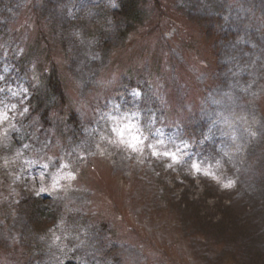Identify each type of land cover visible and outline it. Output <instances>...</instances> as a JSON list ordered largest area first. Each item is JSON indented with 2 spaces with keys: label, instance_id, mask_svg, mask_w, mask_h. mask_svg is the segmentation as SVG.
I'll list each match as a JSON object with an SVG mask.
<instances>
[{
  "label": "rangeland",
  "instance_id": "obj_1",
  "mask_svg": "<svg viewBox=\"0 0 264 264\" xmlns=\"http://www.w3.org/2000/svg\"><path fill=\"white\" fill-rule=\"evenodd\" d=\"M157 1L117 40L116 0H0V242L35 243L17 199L64 211L30 264H87L94 207L122 264H264V0ZM51 69L66 106L43 123Z\"/></svg>",
  "mask_w": 264,
  "mask_h": 264
},
{
  "label": "trees",
  "instance_id": "obj_2",
  "mask_svg": "<svg viewBox=\"0 0 264 264\" xmlns=\"http://www.w3.org/2000/svg\"><path fill=\"white\" fill-rule=\"evenodd\" d=\"M151 1L153 4L158 2L157 0ZM148 2H150V0H116V7L109 13L114 39H124L144 22L146 18V4ZM170 23L174 24L172 21H170ZM101 35V40L108 42V37L103 36V34ZM42 80L43 84L40 86L35 77H32V93L27 101V106L29 107L31 115L35 114L43 123H48V121L51 120V110L58 105L60 107L66 106V101L64 99V90L61 86V80L54 69L47 71V73L43 75ZM146 88L147 90L145 91L144 98L147 97V99L154 104L155 96L150 92L151 87L146 86ZM78 122L79 121L76 120L73 115H70L67 120V124H70L72 128L78 127ZM183 131L185 133L187 132L185 129H183ZM11 205V210L6 212L8 217L19 216V219L25 221L28 227H32L34 231L26 233L27 236L24 237H29L30 239L34 238L35 243H32V247L28 248V244L23 243L24 245H22L19 239L17 243H9L10 245L7 246L11 251H7L5 243L0 242V264H30V259L28 257L33 256L31 253H36L37 259L45 256V248L49 244V241H47L43 237L44 234H42V228L45 222L57 221L58 216H63L64 211L61 212L62 206L58 207V209L48 208L44 203L38 200V198L34 197L17 199ZM96 208L98 207L91 208L81 219L83 225H85L84 227L87 235L93 239L95 237L93 242H96L95 245L91 244L87 247H82V249L88 251H90L89 248L91 247L93 248L92 252L96 251L86 263L95 264L98 262L99 264H104L105 260H111L112 264H122V262L124 263L123 257L118 254L116 248V244L121 243V239L118 238L111 222H107L108 217L105 215V212L99 209L97 210ZM50 214H54L55 217H52ZM76 219V217H71L69 220ZM4 239L2 238V240ZM19 243L20 245H18ZM137 249H140V247ZM17 250H20L18 255L15 253ZM68 264L75 263L68 261Z\"/></svg>",
  "mask_w": 264,
  "mask_h": 264
},
{
  "label": "clouds",
  "instance_id": "obj_3",
  "mask_svg": "<svg viewBox=\"0 0 264 264\" xmlns=\"http://www.w3.org/2000/svg\"><path fill=\"white\" fill-rule=\"evenodd\" d=\"M41 179H43V178L41 177ZM44 190H45V189H43V188L40 189V191H44Z\"/></svg>",
  "mask_w": 264,
  "mask_h": 264
},
{
  "label": "snow or ice",
  "instance_id": "obj_4",
  "mask_svg": "<svg viewBox=\"0 0 264 264\" xmlns=\"http://www.w3.org/2000/svg\"><path fill=\"white\" fill-rule=\"evenodd\" d=\"M195 167V166H194Z\"/></svg>",
  "mask_w": 264,
  "mask_h": 264
}]
</instances>
